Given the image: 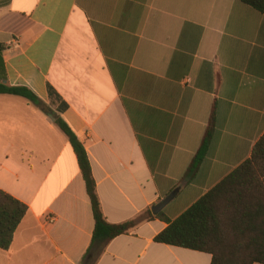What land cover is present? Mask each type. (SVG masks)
Masks as SVG:
<instances>
[{
    "label": "crops",
    "instance_id": "1",
    "mask_svg": "<svg viewBox=\"0 0 264 264\" xmlns=\"http://www.w3.org/2000/svg\"><path fill=\"white\" fill-rule=\"evenodd\" d=\"M0 82L30 89L82 143L108 223L151 214L88 264L211 263L154 237L264 133L262 13L239 0H0ZM212 109L209 148L184 184ZM0 189L27 206L0 264H87L94 221L72 146L10 94H0Z\"/></svg>",
    "mask_w": 264,
    "mask_h": 264
},
{
    "label": "trees",
    "instance_id": "2",
    "mask_svg": "<svg viewBox=\"0 0 264 264\" xmlns=\"http://www.w3.org/2000/svg\"><path fill=\"white\" fill-rule=\"evenodd\" d=\"M264 15V0H239ZM0 94L23 97L47 114L66 135L76 155L88 195L94 228L84 261H95L107 243L150 218L147 212L134 220L108 223L100 207L90 163L82 143L66 123L52 112L30 89L0 82ZM52 102L58 94L48 86ZM62 102L60 109L65 108ZM214 126L212 109L201 142L188 164L182 183L196 175L209 148ZM27 206L0 189V249H7ZM156 216L163 218L161 213ZM154 241L210 253V264H264V133L255 142L249 158L197 199L159 232Z\"/></svg>",
    "mask_w": 264,
    "mask_h": 264
},
{
    "label": "water",
    "instance_id": "3",
    "mask_svg": "<svg viewBox=\"0 0 264 264\" xmlns=\"http://www.w3.org/2000/svg\"><path fill=\"white\" fill-rule=\"evenodd\" d=\"M177 189L170 192L165 198H163L160 202L152 207V212L157 213L159 212L176 194Z\"/></svg>",
    "mask_w": 264,
    "mask_h": 264
},
{
    "label": "built area",
    "instance_id": "4",
    "mask_svg": "<svg viewBox=\"0 0 264 264\" xmlns=\"http://www.w3.org/2000/svg\"><path fill=\"white\" fill-rule=\"evenodd\" d=\"M49 222H52L53 221V218L52 217H48L47 218Z\"/></svg>",
    "mask_w": 264,
    "mask_h": 264
}]
</instances>
